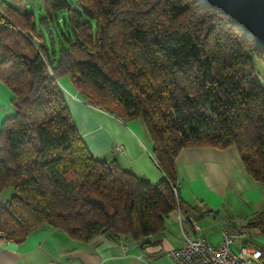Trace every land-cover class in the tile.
Returning a JSON list of instances; mask_svg holds the SVG:
<instances>
[{
    "label": "trees",
    "instance_id": "1",
    "mask_svg": "<svg viewBox=\"0 0 264 264\" xmlns=\"http://www.w3.org/2000/svg\"><path fill=\"white\" fill-rule=\"evenodd\" d=\"M27 0L0 3V81L14 113L0 131V245L42 229L88 242L135 241L176 209V158L188 146L235 145L264 183V50L200 0ZM92 21L95 22V29ZM68 78L90 106L146 127L157 184L90 151L66 103ZM176 188V189H174ZM248 228L264 227V211Z\"/></svg>",
    "mask_w": 264,
    "mask_h": 264
},
{
    "label": "crops",
    "instance_id": "2",
    "mask_svg": "<svg viewBox=\"0 0 264 264\" xmlns=\"http://www.w3.org/2000/svg\"><path fill=\"white\" fill-rule=\"evenodd\" d=\"M59 83L78 131L95 157L106 161L116 158L124 169L153 184L166 178L140 120L124 122L86 103L68 78L59 79ZM13 99V92L0 81V131L14 113ZM176 167L179 196L191 210L188 214L173 211L158 233L140 241L100 235L83 242L60 230L42 229L22 243L0 245V264H174L168 251L182 246L183 230L206 238L212 245L221 243L223 230H255L264 237V227H247L264 211V183L246 171L235 145L185 147L177 155ZM11 193L0 194V201ZM191 220L198 222L199 231L192 229ZM245 244L254 246L252 240Z\"/></svg>",
    "mask_w": 264,
    "mask_h": 264
},
{
    "label": "built area",
    "instance_id": "3",
    "mask_svg": "<svg viewBox=\"0 0 264 264\" xmlns=\"http://www.w3.org/2000/svg\"><path fill=\"white\" fill-rule=\"evenodd\" d=\"M118 150L122 151L123 147ZM191 227L194 231L201 229L195 220H191ZM182 234V246L168 251L174 264H264L263 251L245 244L252 238L247 231L223 230L219 245H212L206 238L193 236L185 230ZM49 264L62 263L50 261Z\"/></svg>",
    "mask_w": 264,
    "mask_h": 264
},
{
    "label": "water",
    "instance_id": "4",
    "mask_svg": "<svg viewBox=\"0 0 264 264\" xmlns=\"http://www.w3.org/2000/svg\"><path fill=\"white\" fill-rule=\"evenodd\" d=\"M227 15L264 50V0H200Z\"/></svg>",
    "mask_w": 264,
    "mask_h": 264
},
{
    "label": "rangeland",
    "instance_id": "5",
    "mask_svg": "<svg viewBox=\"0 0 264 264\" xmlns=\"http://www.w3.org/2000/svg\"><path fill=\"white\" fill-rule=\"evenodd\" d=\"M72 5H75V0H68ZM27 3L29 4V8L32 9L36 14L39 13L41 8V0H27ZM93 27L95 29V22L92 21ZM257 71L258 74L264 84V59H258L256 62ZM250 235L252 236L251 240L254 242V246L260 247L264 250V237L258 236L257 231L251 230L249 231ZM260 232V231H259ZM56 262V261H55Z\"/></svg>",
    "mask_w": 264,
    "mask_h": 264
}]
</instances>
